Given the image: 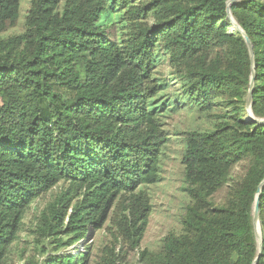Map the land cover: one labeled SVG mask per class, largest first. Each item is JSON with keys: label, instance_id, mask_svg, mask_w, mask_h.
<instances>
[{"label": "trees", "instance_id": "1", "mask_svg": "<svg viewBox=\"0 0 264 264\" xmlns=\"http://www.w3.org/2000/svg\"><path fill=\"white\" fill-rule=\"evenodd\" d=\"M229 1L32 0L26 32L5 37L22 2L0 0V264L19 242L31 206L61 182L69 187L37 225L40 245L52 247L43 255L104 228L126 196L116 222L139 249L152 211L141 188L161 178L171 140L161 117L172 100L216 122L184 141L191 202L183 233L168 236L159 252L143 251L142 264L255 263L264 125L248 120L253 63L243 36L232 32ZM231 11L254 45L252 110L264 119V0H244ZM119 28L125 31L114 35ZM165 65L171 74L159 79ZM175 83L177 97H159ZM243 164L245 176L218 205L215 196ZM260 222L257 264H264V187ZM86 261L85 253L63 254L43 264Z\"/></svg>", "mask_w": 264, "mask_h": 264}, {"label": "rangeland", "instance_id": "2", "mask_svg": "<svg viewBox=\"0 0 264 264\" xmlns=\"http://www.w3.org/2000/svg\"><path fill=\"white\" fill-rule=\"evenodd\" d=\"M244 0H239L242 3ZM22 7L20 19L16 27L9 29L4 36L14 37L26 32V16L31 7L32 0H21ZM144 21V20H143ZM153 26V21L148 20ZM125 30L115 29L112 33L121 34ZM235 28L232 29V32ZM159 79L169 78L171 69L168 65L157 70ZM173 82V81H172ZM180 86L175 83L161 97L171 96ZM161 122L163 129L170 135L171 140L164 150L161 178L158 183L142 187L141 190L148 195L151 215L144 239L139 249H133L131 243L124 237L117 225L116 219L123 213L127 196L120 197L111 210L108 222L101 230L89 229L88 237L56 254L50 251L43 255L42 249L51 250L52 247L40 245V236L37 225L41 213L49 204L54 203L65 193L69 184L61 182L50 193L38 199L28 211L20 234V240L13 248L6 264H43L51 255H78L85 253L87 261L84 264H142L140 254L149 250L159 252L163 249L164 240L170 235H180L184 229V219L190 198L186 192L184 179V166L182 158L184 153L186 135L188 132H205L213 130L215 118L200 112L196 106L188 105L184 100H179L177 105L172 100L171 106L166 107L162 113ZM245 164L236 167L232 173V181L227 188L215 196L218 205L228 200L229 192L237 185L246 174ZM47 244V243H46Z\"/></svg>", "mask_w": 264, "mask_h": 264}, {"label": "water", "instance_id": "3", "mask_svg": "<svg viewBox=\"0 0 264 264\" xmlns=\"http://www.w3.org/2000/svg\"><path fill=\"white\" fill-rule=\"evenodd\" d=\"M238 3H239V0H230L228 2L227 8H228L229 18H230L235 30L243 36V38L247 44V47H248L249 53H250V57H251V60L253 63L250 92H249L248 99H247V111H248V116H249L248 120L253 121L255 124L264 125V119L256 118L254 116L253 110H252V107H253V91H254V87H255V78H256V76H255V65H254L255 52H254V45L252 44L248 35L246 34V32L242 29V27L238 24V22L235 20V18L232 15L231 8L233 5L238 4ZM263 187H264V181L258 190V195H257V199H256V202L254 205V210H253V224H254L255 233H256V237H257V241H258V248H259L258 257H257L254 264H257L259 262V259L262 255V251H263L262 228H261V222H260V198H261V193H262ZM258 231H260V232H258ZM259 235L261 236V238H259Z\"/></svg>", "mask_w": 264, "mask_h": 264}, {"label": "bare ground", "instance_id": "4", "mask_svg": "<svg viewBox=\"0 0 264 264\" xmlns=\"http://www.w3.org/2000/svg\"><path fill=\"white\" fill-rule=\"evenodd\" d=\"M258 232H260V231H258ZM259 238H261V236L259 235Z\"/></svg>", "mask_w": 264, "mask_h": 264}]
</instances>
